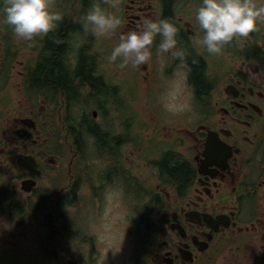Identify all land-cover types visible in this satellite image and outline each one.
Returning <instances> with one entry per match:
<instances>
[{
	"label": "flooded vegetation",
	"instance_id": "obj_1",
	"mask_svg": "<svg viewBox=\"0 0 264 264\" xmlns=\"http://www.w3.org/2000/svg\"><path fill=\"white\" fill-rule=\"evenodd\" d=\"M51 1L63 20L33 41L17 38L0 13V233H22L28 209L39 220L47 204L59 231H77L75 214L89 203L121 201L120 222L145 251L135 264H264V19L209 54L198 43L201 0H126L124 24L100 47L81 23L89 0L78 12L74 0ZM142 17L176 25L183 60L158 53L159 37L133 72L108 59ZM53 35L65 39L60 55L48 48ZM53 55L66 86L39 80ZM81 62L102 91L80 83ZM169 165L186 169L187 181ZM82 196L92 200L78 206ZM66 235H54L48 264H58ZM79 237L91 250L69 264H94V237ZM36 244L32 258L43 260V241ZM5 247L15 255L26 245Z\"/></svg>",
	"mask_w": 264,
	"mask_h": 264
},
{
	"label": "clouds",
	"instance_id": "obj_2",
	"mask_svg": "<svg viewBox=\"0 0 264 264\" xmlns=\"http://www.w3.org/2000/svg\"><path fill=\"white\" fill-rule=\"evenodd\" d=\"M3 22L12 27L17 38L33 41L54 31L63 20V13L53 10L51 0H0ZM264 19V0H201L196 10L195 21L203 30L198 41L209 54H217L222 45L236 37H247ZM124 19L107 11L99 0L82 14L85 30L91 26L97 36L111 37L124 24ZM178 28L167 18L142 17L132 28L121 32L108 59L120 60V67H133L146 63L152 55L156 38V50L184 59L185 52L178 47Z\"/></svg>",
	"mask_w": 264,
	"mask_h": 264
},
{
	"label": "rangeland",
	"instance_id": "obj_3",
	"mask_svg": "<svg viewBox=\"0 0 264 264\" xmlns=\"http://www.w3.org/2000/svg\"><path fill=\"white\" fill-rule=\"evenodd\" d=\"M81 1L83 0H79L78 2H76L75 11L79 9ZM109 1L113 2V4L108 5L102 3L103 1H101V6L106 10L108 9L109 11H111L114 8H120L121 5L122 7H124L126 0ZM79 14L80 12L77 15ZM101 37L103 36H97L96 40L97 45L100 47H102L100 45ZM106 48L109 49L112 47L109 46ZM171 93L174 92L171 91ZM118 99L121 100L119 96ZM105 106H108V104H106ZM91 200L92 199H87L82 196L78 202V206L84 204L85 201ZM86 205H88V202ZM122 209L123 207L121 201H119V203L115 205V202L110 200L107 205H105L104 207L100 205L98 209L95 207V205L89 203L88 210L85 214H82L84 210H81L80 214H75L74 224L77 228V231H59L60 228L58 227V225H55L52 228L54 230L53 233H56L55 235L60 236L64 232L68 234L64 237L62 245L54 254L55 258L58 257V264H69L70 259H73L75 262H79L77 258H83L86 251L91 250V247L85 246V244L81 242L82 239L79 237H83L85 234L94 237L96 247L98 248V253L95 252L96 254L94 258V264H135L138 251H136L135 243L132 240L131 236H129L125 231V226L127 223L124 220L120 222V219H123ZM46 220L48 221V218H46ZM62 222L65 223L64 220ZM119 222L122 224V227L117 225V223L119 224ZM51 223V226L54 225L53 221H51ZM47 224V222L40 224L33 215H29L26 219V226L22 227V233H11L9 239L4 235V232L2 231L0 233V242L6 243L5 248L8 251L12 250L11 247L16 248L14 246L21 247L26 245V247L22 251L14 250L15 255H11L10 253L4 252V250L1 249L0 264H47L45 254L42 258L43 260H41V258H37L36 260L32 258L35 257V255L40 254L36 253L35 248L36 242H38L39 240L43 241V246L45 248L49 249V246H51L50 241L48 242L47 240V238H49V234L45 229V227L48 226ZM14 234H17L18 236L13 237ZM74 236L75 238H73ZM75 240L77 242L74 243ZM23 241H26V244H22ZM26 257V260L23 259ZM218 264L225 263L219 261Z\"/></svg>",
	"mask_w": 264,
	"mask_h": 264
},
{
	"label": "trees",
	"instance_id": "obj_4",
	"mask_svg": "<svg viewBox=\"0 0 264 264\" xmlns=\"http://www.w3.org/2000/svg\"><path fill=\"white\" fill-rule=\"evenodd\" d=\"M54 36V37H53ZM52 36V39H50L51 41H49L48 43V48L51 49L52 53H56V55H60L63 47H64V37L60 36L55 38V35ZM54 57H51L49 60L46 61V63L44 64V66L42 67L41 71H40V75H39V80L42 83H46V84H51L52 86L58 87L60 85H68L69 82V78L67 77V75H65L64 73H61V66H60V62L57 61V59H55V55H53ZM91 65H87V63H80V68L81 69V75H80V83L82 84L83 82L87 81L93 88L94 93L100 92L103 90V88L99 85H96L91 77V72L86 71L83 72V70L85 69H89ZM195 73L194 76L198 78V76L200 75V68L195 67L194 69ZM79 73V71L77 72ZM199 90L200 91H204L205 88L204 86H200L199 85ZM168 167V172L170 173V175L172 177H176L180 180V182L185 183V181H187L188 178V173L187 170L184 168H173L170 165L167 166ZM141 233L145 236L146 231L144 229V227H141Z\"/></svg>",
	"mask_w": 264,
	"mask_h": 264
},
{
	"label": "bare ground",
	"instance_id": "obj_5",
	"mask_svg": "<svg viewBox=\"0 0 264 264\" xmlns=\"http://www.w3.org/2000/svg\"><path fill=\"white\" fill-rule=\"evenodd\" d=\"M70 1V0H69ZM79 1V0H78ZM67 3V2H66ZM187 4H189V3H187ZM75 5V4H74ZM190 5V4H189ZM62 7V6H61ZM55 8H56V6H55ZM71 8V7H70ZM63 9V8H62ZM69 9V8H68ZM74 9V8H73ZM194 9V8H193ZM75 10V9H74ZM72 12H73V10H72ZM77 12H78V10H77ZM67 13V12H66ZM196 13V12H195ZM64 14V13H63ZM80 15V14H79ZM65 16V15H64ZM66 17V16H65ZM67 19V18H66ZM176 21V20H175ZM76 22V21H75ZM71 23V22H70ZM90 37V36H89ZM197 39V38H196ZM79 42V41H78ZM204 50V49H203ZM79 54V53H78ZM98 54V53H97ZM83 57V56H82ZM239 59V58H238ZM88 60V59H87ZM89 61V60H88ZM89 64H90V62H89ZM78 68V67H77ZM92 69V68H91ZM76 73V72H75ZM102 77V76H101ZM195 82V81H194ZM54 89V88H53ZM199 89V88H198ZM102 93V92H101ZM58 95V94H57ZM87 100V99H86ZM48 114V113H47ZM67 116V115H66ZM50 118V117H49ZM59 119V118H58ZM66 120V119H65ZM51 121V120H50ZM56 123V122H55ZM53 124V123H52ZM67 126V125H66ZM61 129V128H60ZM69 134V133H68ZM71 141V140H70ZM74 145V144H73ZM103 146V145H102ZM66 147V146H65ZM61 151V150H60ZM173 153V152H172ZM171 156V155H170ZM124 175V174H123Z\"/></svg>",
	"mask_w": 264,
	"mask_h": 264
}]
</instances>
